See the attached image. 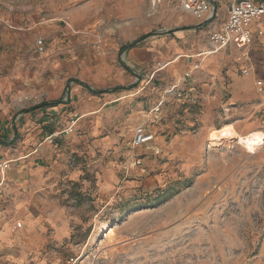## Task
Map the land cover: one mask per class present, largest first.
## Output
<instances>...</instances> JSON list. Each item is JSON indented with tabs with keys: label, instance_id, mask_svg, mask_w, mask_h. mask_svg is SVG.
Here are the masks:
<instances>
[{
	"label": "rangeland",
	"instance_id": "1",
	"mask_svg": "<svg viewBox=\"0 0 264 264\" xmlns=\"http://www.w3.org/2000/svg\"><path fill=\"white\" fill-rule=\"evenodd\" d=\"M225 3L217 4L214 23L199 28L189 14L184 19L193 24L178 20L179 0H0V81L12 80V108L0 117L14 121L23 108L61 101L46 108L47 128L33 131L32 144H25L29 131L21 132L8 148L16 157L34 152L45 172L37 185L26 167L13 177L5 171L1 218L19 241L0 246V264H36V251L65 264H264V144L253 152L236 141H208L229 123L241 135L251 123L264 134V108L223 113L233 77L243 76L253 51H219L217 76L191 56L206 50ZM181 30L193 35L187 48L200 42L201 49L182 53L193 62L180 75L158 69L173 56L138 64L119 53L134 41L153 49L159 36ZM251 47L262 59L263 41ZM70 79L94 90L124 89L93 94ZM138 125L153 139L133 147ZM29 213L42 220V248L29 241ZM18 221L22 227L14 228Z\"/></svg>",
	"mask_w": 264,
	"mask_h": 264
},
{
	"label": "crops",
	"instance_id": "2",
	"mask_svg": "<svg viewBox=\"0 0 264 264\" xmlns=\"http://www.w3.org/2000/svg\"><path fill=\"white\" fill-rule=\"evenodd\" d=\"M148 3L152 5L149 2V0H148ZM220 5L221 4H219V6ZM183 12H184L183 15L180 14L182 15V17L178 19L179 21L181 20L186 21L184 19L185 14H189L190 16H192L188 12H185V11ZM196 22H197V26L200 25V22H198L197 20ZM188 23L193 24V22H188ZM220 25H221V22L219 23L218 26H213L212 28L214 27L218 28L220 27ZM256 26L260 27L263 30V34L261 36H258L255 34L253 36L252 44L258 39H261L263 41V47H264V20L261 21L259 25L254 24V27ZM198 27L200 28V26ZM194 30L195 28H192V29H189L188 31L193 32ZM192 36L193 35L191 33H185V32H182V30L176 31L175 35L165 34V35L159 36V38L156 39L154 48L157 47L159 52H157L156 49L154 50V48L152 49L151 47H135V46H132L126 50H123L122 52L124 53L127 52V56L131 59V61L133 63H138V64L149 63L152 59L157 58L156 56L158 53H160V56H162L165 59L171 56H173L174 58L177 54L182 55L184 51H188L191 54H193L194 51L200 50L201 47L199 46L200 42H195L194 43L195 45L192 47V49H189L186 47L187 46L186 42L188 41L191 42ZM252 44L250 45L248 49V53L249 51L251 52L253 51L252 58L247 57L249 65L245 67V68H248L251 71V73L248 76L243 75L240 78L236 76L233 77L232 85H230L231 86L230 96L228 100L225 101V104L223 107L224 108L223 113L225 115L231 110L233 112H237L238 109H241V111L249 110L251 112L252 110H256L258 108L259 109L264 108V88L262 92H259L255 84L257 79H262L264 82V48L262 49L263 52L261 54L262 55L261 57L263 58L261 59L256 54L255 52L256 49L251 47ZM231 46L232 45H229L225 47L224 49L229 48ZM122 52H119V53H122ZM218 52L201 55V56H205L203 57L204 59H202V57L196 56L198 53H202V51L194 55H191V56L196 57L200 60V64L202 68L207 69L208 67H210L212 74L217 76L218 72L223 67V61L221 60L220 53ZM180 57L176 61H171L173 60V58L170 60L164 61L163 63L160 64V66L168 63L167 65L172 67L174 70H176L177 75H180L183 71V67L185 66L184 63H187V66H192V62H193V60L180 59ZM197 65L199 67V64ZM166 66H164V68ZM260 74H262L263 76ZM233 75L234 73H232V76ZM70 80H75V79H70ZM70 80H68V82H71ZM11 85H12V80L9 77L5 79L4 81H0V98L5 97V102L3 103L0 102V115L1 116L10 112V109L12 108V102L7 97L8 95L9 96L11 95V88H12ZM217 97H215L214 94L207 95V99L208 100L211 99V103L213 104H215L216 102L221 103V100H220L221 98L219 96ZM47 102H56V104L53 105V106H56L61 101L53 100V101H47ZM53 106H49V107H53ZM31 107L33 106L23 108L22 110H20V112L17 114V117L15 118L16 121L15 120L9 121L10 119L6 120V118L3 120V118L0 117V121H2L0 122V163L8 162V167L5 170L0 171L1 172L0 174H2V176H0V201L2 200V198H5V197H2L5 194V192L2 191V187L6 185L5 171H7L8 175H11L13 177L15 174H17L16 167H19V166L26 167L25 168L27 171L26 175L28 176V173H29L33 179L34 184H37V185L41 182V178H42L41 174L45 172L43 170L45 167L43 159L40 157L34 156V152L28 153L20 157H16L15 156L17 155L16 150L13 152L8 150L9 147H12L15 145L17 141L15 138L21 132L24 133V132L29 131V133L26 136L27 139L25 140V144L30 145L35 140V134L33 133V131L39 128L40 126L44 127V129L47 128V126H45L46 121H44L45 117H43L42 114H44V111L47 110L46 108L48 107L34 110V111H25V109H29ZM250 125H252V123ZM250 125L244 127L245 130L243 131L245 132L243 133V135L247 134V132L249 131L256 130V129L251 128ZM4 140L6 141L9 140L10 145L6 143ZM14 140L16 141L14 142ZM21 176H24V174H22ZM4 211L5 210H3L2 206L0 205V246L5 245V244L11 245L15 241H19V237L14 235V233L12 232L11 226L3 218H1L2 215L4 214ZM7 211L8 210H6V212ZM4 216L6 217V214ZM23 222H24V227L27 232V235L29 236V239H30L29 241H32L33 246L42 248L44 242L46 241L44 239L43 232L41 231L43 227L42 220L39 217H36L35 215L29 213V214H23ZM65 232H66L65 226L61 227L59 231V236L57 237L64 236ZM34 258H36V261H35L36 264H65L63 261L55 260L56 256L51 251H45L44 253H42L41 251H36ZM71 258L73 257H70V259Z\"/></svg>",
	"mask_w": 264,
	"mask_h": 264
},
{
	"label": "built area",
	"instance_id": "3",
	"mask_svg": "<svg viewBox=\"0 0 264 264\" xmlns=\"http://www.w3.org/2000/svg\"><path fill=\"white\" fill-rule=\"evenodd\" d=\"M161 0H149L152 5H157ZM215 4V14L212 17V4ZM226 3V16L221 21L220 27H214L208 31L206 36L207 53L218 52L225 47L232 45L236 49L242 51V56L248 55V49L256 34L261 36L263 30L254 24L259 25L264 20V0H179L180 8L190 13L200 24L210 20L214 22L217 15V4ZM219 6V5H218ZM209 22V23H210ZM36 47L39 52L44 50V41L42 37L36 39ZM198 65H195L197 68ZM241 73L248 76L251 71L248 68H242ZM189 76V73H186ZM256 87L259 92L264 88L262 79H257ZM144 125H138L134 129L132 138V146L138 147L152 141H144L147 137ZM151 138V135L150 137ZM264 143V137L262 139ZM8 167V162L0 163V171ZM21 222H17L14 228H20ZM70 262H75L74 258Z\"/></svg>",
	"mask_w": 264,
	"mask_h": 264
},
{
	"label": "bare ground",
	"instance_id": "4",
	"mask_svg": "<svg viewBox=\"0 0 264 264\" xmlns=\"http://www.w3.org/2000/svg\"><path fill=\"white\" fill-rule=\"evenodd\" d=\"M204 54H209V53H207V50H205V52L198 53L196 56H201ZM180 56H181L180 54H177L173 58V60H171V61H176ZM167 64L161 65L159 68H162V67L166 66ZM147 136L150 137V134H147L144 137H147ZM148 137L144 141H148L150 139H153V136H151V138H148ZM263 137H264L263 132L261 130H258V129L249 131L245 135H241L236 131L235 127L230 123L223 125L220 130H218V129L217 130H211L208 133V141L212 145H215V146L221 145L224 140H225V142L226 141L227 142L236 141L238 144H240L245 149H247L249 151H253V152H255L257 149H259V147L262 144H264L262 141ZM106 226H107V222H105V221L101 222L99 224V230L100 231L104 230L106 228Z\"/></svg>",
	"mask_w": 264,
	"mask_h": 264
},
{
	"label": "trees",
	"instance_id": "5",
	"mask_svg": "<svg viewBox=\"0 0 264 264\" xmlns=\"http://www.w3.org/2000/svg\"><path fill=\"white\" fill-rule=\"evenodd\" d=\"M146 36H147V35H146ZM146 36H144V37H146ZM142 38H143V37H142ZM134 43H135V41L132 42V43H130V44H128V45H125V46L121 47L120 50H119V52H122L123 50H126V49H128V48L134 46V45H133ZM120 64H121V66H122L125 70H128V71L130 70V69L127 67V65H125L122 61H120ZM70 81H75L76 83H78L79 85L83 86L84 88H86L87 90H89V91H90L91 93H93V94H102V93H104V92L118 91V90L124 89L123 87H115V88H113L112 90H94V89H91V88H90L88 85H86L85 83H82L81 81H78V80H70ZM55 104H56V102H41V103H39V104H37V105H35V106L29 108V109H25V111H34V110H38V109H42V108H46V107H49V106H53V105H55Z\"/></svg>",
	"mask_w": 264,
	"mask_h": 264
},
{
	"label": "water",
	"instance_id": "6",
	"mask_svg": "<svg viewBox=\"0 0 264 264\" xmlns=\"http://www.w3.org/2000/svg\"><path fill=\"white\" fill-rule=\"evenodd\" d=\"M211 4H212V8H213V9H212V17H213L214 14H215V4H214V2H212V1H211ZM210 20H211V19H210ZM210 20H208V21H206V22H204V23H209ZM204 23H203V24H204Z\"/></svg>",
	"mask_w": 264,
	"mask_h": 264
}]
</instances>
